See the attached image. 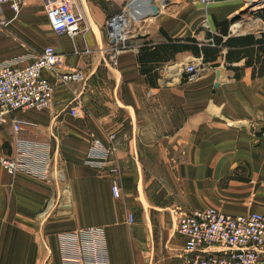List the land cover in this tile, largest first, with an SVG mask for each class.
Returning a JSON list of instances; mask_svg holds the SVG:
<instances>
[{"label": "crops", "instance_id": "crops-1", "mask_svg": "<svg viewBox=\"0 0 264 264\" xmlns=\"http://www.w3.org/2000/svg\"><path fill=\"white\" fill-rule=\"evenodd\" d=\"M130 1L73 0V39L52 33L43 0L3 7L0 63L28 64L46 46L61 62L42 72L51 107L11 115L36 172L0 166V264H63L74 253L64 235L88 228L102 230L108 264H187L177 210L264 215V20L249 13L224 35L218 24L246 7L241 0H152L157 14L147 4L136 13L140 29L126 30L134 35L113 61L105 23ZM73 71L83 80L59 82ZM95 143L111 146L105 160L90 156ZM13 153L7 123L0 156ZM49 199L61 205L41 218Z\"/></svg>", "mask_w": 264, "mask_h": 264}, {"label": "built area", "instance_id": "built-area-1", "mask_svg": "<svg viewBox=\"0 0 264 264\" xmlns=\"http://www.w3.org/2000/svg\"><path fill=\"white\" fill-rule=\"evenodd\" d=\"M46 18L51 31L56 36L73 38L79 32L81 18L74 7L73 0H43ZM133 0L123 10L106 21L109 30L108 39L111 59L116 60L120 50L125 48L129 38L126 24L133 19L138 20L136 13L144 12L142 3L133 6ZM142 2V0H136ZM202 3L208 0H200ZM248 4L251 0H241ZM22 0H0V29L7 26L3 7L7 6L14 13L18 12ZM142 14V13H141ZM125 25V32L122 27ZM61 62V56L54 47L46 46L31 62L23 64L16 59L0 63V128L9 123L14 141L12 156H0V166L9 175L18 172L35 173L34 169L23 161L24 154L29 149L20 140L21 121L11 118L15 111L37 110L47 111L51 107L54 86L43 76L46 69H54ZM191 73L195 69L187 68ZM194 74L188 75V81H193ZM83 80L79 71L64 73L59 76L61 84L76 83ZM75 116L76 111L70 110ZM90 156L105 160L111 151L96 143L92 145ZM100 166L104 163L100 162ZM45 168V167H44ZM111 169L110 173H116ZM111 194L115 199L121 197L120 186L116 180L110 185ZM51 204L47 214L57 209L61 204L49 199L43 211ZM68 205L64 203L63 206ZM42 211V212H43ZM177 232L184 237L183 252L188 256L187 264H264V215L258 212L233 214L219 212L211 208L201 210H177ZM45 215V216H46ZM128 215V222H132ZM64 241L74 248L73 254L64 253L63 264H108L105 242L101 229L88 228L68 233Z\"/></svg>", "mask_w": 264, "mask_h": 264}, {"label": "rangeland", "instance_id": "rangeland-1", "mask_svg": "<svg viewBox=\"0 0 264 264\" xmlns=\"http://www.w3.org/2000/svg\"><path fill=\"white\" fill-rule=\"evenodd\" d=\"M137 2V4H141L142 3V5L145 7V4H147L146 2V0H142V2H139V1H136ZM137 4H135V5H137ZM167 5V4H166ZM245 8V7H244ZM123 9H121L119 12H121ZM257 11H255L254 12V10H252V9H250V10H247V12H245V13H243V14H240L239 15V17L238 18H236V20H234V21H232L233 22V24H231L230 25V32L232 31V30H241L243 27H244V25H242L243 24V21H244V19L246 18V15L247 14H252V13H256ZM141 17H137V19L139 20ZM136 19V18H135ZM140 25L141 24H139V23H135V21H131L130 23L128 22L127 24H126V30L127 29H131V30H133V33L134 34H136L138 31H139V27H140ZM4 29V28H3ZM3 29H1V30H3ZM123 29H124V31H125V27H123ZM0 30V31H1ZM123 31V32H124ZM125 33V32H124ZM134 34H131L132 36L134 35ZM128 43V42H127ZM200 69H203V67L201 66L200 67ZM120 199V198H119ZM50 204V203H49ZM45 208V207H44ZM52 208V207H51ZM49 209V208H48ZM48 209L46 210V211H43L40 215H39V217H44L46 214H47V211H48ZM55 213H56V210H52V212L49 214V215H46L45 217L46 218H51V217H53V216H55ZM129 223H131V222H129Z\"/></svg>", "mask_w": 264, "mask_h": 264}, {"label": "bare ground", "instance_id": "bare-ground-1", "mask_svg": "<svg viewBox=\"0 0 264 264\" xmlns=\"http://www.w3.org/2000/svg\"><path fill=\"white\" fill-rule=\"evenodd\" d=\"M207 2H208V1H207ZM207 2H205V3H207ZM251 4L254 5V6H252V7L249 8V6H250ZM244 6H246V7H245L242 11H240L235 17H239L240 14H243V13L247 12V10H246L247 7H248V10L252 9V10H254V12H255L256 10H258V9L264 8V0H251L250 3H248V4H245V3H244ZM255 9H256V10H255ZM19 10H20V9H19ZM244 10H246V11L243 12ZM12 12H13V11H12ZM16 13H17V12H16ZM118 13H119V12H118ZM138 14H139V15H142L141 13H138ZM138 14H137V15H138ZM146 14H147V15H150L147 6H146ZM139 15H138V16H139ZM112 16H113V15H112ZM109 18H110V17H109ZM109 18H108V19H109ZM108 19H107V20H108ZM235 19H236V18L233 17L232 21H234ZM47 21H48V20H47ZM105 26H106V23H105ZM123 27H125V25H123ZM123 27H122V31H124ZM106 28H107V27H106ZM0 30H1V29H0ZM108 32H109V30L107 29V34H108ZM52 33H53V32H52ZM53 34H54V33H53ZM72 39H73V38H72ZM108 41H109V39H108ZM109 42H110V46H111V45H112V42H111V41H109ZM52 47H53V46H52ZM188 67H189V66H188ZM188 67H187V68H188ZM192 67H193V66H192ZM194 69H195V68H194ZM189 74H194V76L196 77L195 71H194V72L192 71L191 73L188 72V75H189ZM194 79H195V78H194ZM187 80H188V76H187Z\"/></svg>", "mask_w": 264, "mask_h": 264}, {"label": "trees", "instance_id": "trees-1", "mask_svg": "<svg viewBox=\"0 0 264 264\" xmlns=\"http://www.w3.org/2000/svg\"><path fill=\"white\" fill-rule=\"evenodd\" d=\"M256 11H257L256 13H252V14L256 15V17L264 20V8L258 9ZM231 24H233L232 21H224L222 23H219L218 26L221 27L220 30L225 35L227 33V29H229ZM245 38L248 39L249 37H245ZM228 41H229V39H228ZM256 42L258 44H261V45L264 44V34L262 35V38L260 40H257ZM226 44H227V42H226ZM227 58H228V54H226V59ZM258 71H260L259 73H263L264 72V67L260 68Z\"/></svg>", "mask_w": 264, "mask_h": 264}, {"label": "water", "instance_id": "water-1", "mask_svg": "<svg viewBox=\"0 0 264 264\" xmlns=\"http://www.w3.org/2000/svg\"><path fill=\"white\" fill-rule=\"evenodd\" d=\"M146 1H147V7H148V10H149V14L152 15V16H155V15L157 14V12H158L157 7L154 6V5L152 4V0H146ZM252 6H254V5L251 4V5L249 6V8L252 7ZM246 10H248V7H247ZM246 10H244L243 12H245ZM234 18H238V17H234ZM235 20H236V19H235ZM206 72H207V71H205V69H203V70L199 71L198 76L203 75V74H205ZM215 86H216V85H215Z\"/></svg>", "mask_w": 264, "mask_h": 264}]
</instances>
